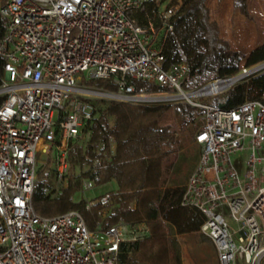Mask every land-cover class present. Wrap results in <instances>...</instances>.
<instances>
[{
	"label": "built area",
	"instance_id": "obj_1",
	"mask_svg": "<svg viewBox=\"0 0 264 264\" xmlns=\"http://www.w3.org/2000/svg\"><path fill=\"white\" fill-rule=\"evenodd\" d=\"M182 5L0 0L7 19L0 42L6 58L0 84V264H120L121 243L147 237L149 228L116 223L90 229L78 210L41 215L32 203L38 175L51 162L58 185L65 181L72 145L94 117L92 100L159 105L183 98L204 110V123L195 135L200 158L181 204L203 215L199 232L214 244L219 264H264V96L232 108L198 100L263 71L264 61L215 78L208 83L217 85L214 91L208 85L186 92L189 65H164V46ZM90 80H109L114 89ZM132 80L157 91H137ZM94 185L85 179L83 192Z\"/></svg>",
	"mask_w": 264,
	"mask_h": 264
},
{
	"label": "trees",
	"instance_id": "obj_2",
	"mask_svg": "<svg viewBox=\"0 0 264 264\" xmlns=\"http://www.w3.org/2000/svg\"><path fill=\"white\" fill-rule=\"evenodd\" d=\"M242 14H248L247 0H234ZM208 0H183L175 16L174 31L164 46L165 67L178 62L189 65L183 82L185 90L202 87L217 77L238 75L243 65L264 61V43L248 55L233 50L220 36L210 19ZM7 31V19L0 13V42ZM6 58L0 55V84ZM89 85L114 89L109 80H90ZM137 91H157L153 85L132 80ZM264 96V70L229 86L211 98L210 104L235 107L246 100ZM5 96H0V105ZM96 111L88 121L82 138L69 153L66 184L57 189L56 169L50 164L39 173L32 203L44 216L78 210L90 229L116 223H147L149 235L121 243L120 264H183L175 234H198L203 215L181 204L184 186L162 187L166 159L180 146V134L195 138L203 123L204 110L189 103H178L179 132L160 120L168 110L164 105H137L107 100H92ZM196 109L199 111L196 112ZM200 122V123H199ZM96 185L115 181L117 189L89 200L82 195L83 181ZM89 206V208H88ZM204 238L206 236L203 235ZM198 238V237H197Z\"/></svg>",
	"mask_w": 264,
	"mask_h": 264
},
{
	"label": "rangeland",
	"instance_id": "obj_3",
	"mask_svg": "<svg viewBox=\"0 0 264 264\" xmlns=\"http://www.w3.org/2000/svg\"><path fill=\"white\" fill-rule=\"evenodd\" d=\"M207 4L210 19L218 24L220 36L230 43L233 50L242 51L248 55L253 49L264 43V0H247V15L242 14L235 7L234 0H208ZM197 89L184 90L190 93ZM213 96L215 95L201 96L198 100L202 103H210ZM178 103H189V101L183 98L178 101L159 104L168 106V110L164 114L163 123L169 124L172 130L176 132L180 129L178 115L175 111V106ZM197 111L199 109H196ZM200 122L204 123V117L201 118ZM180 141L179 151L171 155L169 160V165H173V182H184L186 180L197 160L199 149V146L194 144L190 133L182 132L180 134ZM48 164L54 167L51 162ZM165 173L166 178L169 177L171 173L170 168H166ZM65 184L66 181L59 185L57 182L56 187L60 189ZM110 187L111 184H95L92 189L82 192V195L91 200L106 192ZM233 225L235 224L233 223ZM175 237L183 264H219L214 245L207 237L204 238L202 233L196 235H176Z\"/></svg>",
	"mask_w": 264,
	"mask_h": 264
},
{
	"label": "crops",
	"instance_id": "obj_4",
	"mask_svg": "<svg viewBox=\"0 0 264 264\" xmlns=\"http://www.w3.org/2000/svg\"><path fill=\"white\" fill-rule=\"evenodd\" d=\"M163 118H164V115H163V117L161 118V120H160V123L161 124H164L163 123ZM174 132H175V134H177L179 131H175V130H173ZM193 139V142H194V144L195 145H198L199 146V149H198V154H197V160H196V162H195V164L193 165V167H192V169H191V171H190V174L188 175V177L186 178V180L184 181V182H173L172 180H173V172H172V167H173V165H169V160H170V156L171 155H173V154H175V153H177L179 150H177L175 153H173V154H171L167 159H166V161H165V163H164V166H163V178H162V187L163 188H165V187H168V186H171V185H182V186H185L186 185V183H187V181H188V179H189V177H190V175H191V173H192V171L194 170V168H195V166H196V164L198 163V160H199V158H200V154H201V146L198 144V143H196L195 142V138H192ZM166 168H170V171H171V173H170V176L169 177H167L166 178ZM106 184H111V187L106 191V192H104L103 194H106V193H108V192H110V191H114L115 189H117V184H116V182L115 181H111V182H109V183H106ZM103 194H101V195H103ZM99 196V195H98ZM235 224V223H234ZM143 225H146L147 227H148V225H147V223H145V222H141V223H139V226H143ZM231 225L233 226V227H235L236 226V224L235 225H233V222H231ZM149 228V227H148ZM198 233H200V232H198ZM176 235H180V234H175V236ZM190 235H193V234H190ZM181 236H183V235H181ZM205 236V235H204ZM208 238V237H207ZM209 239V238H208ZM210 240V239H209ZM211 241V240H210ZM212 242V241H211ZM213 244V243H212ZM214 245V244H213ZM215 248V247H214ZM216 250V249H215ZM216 255H217V253H216ZM217 259H218V257H217ZM219 262V261H218Z\"/></svg>",
	"mask_w": 264,
	"mask_h": 264
},
{
	"label": "water",
	"instance_id": "obj_5",
	"mask_svg": "<svg viewBox=\"0 0 264 264\" xmlns=\"http://www.w3.org/2000/svg\"><path fill=\"white\" fill-rule=\"evenodd\" d=\"M230 81L232 82V80H230ZM230 81L226 84V86H228L229 84H231ZM208 85H209V84L203 85L202 87L198 88L197 90H195V91H193V92H191V93L194 94V93L197 92V91L204 90V89H206V87H207Z\"/></svg>",
	"mask_w": 264,
	"mask_h": 264
},
{
	"label": "bare ground",
	"instance_id": "obj_6",
	"mask_svg": "<svg viewBox=\"0 0 264 264\" xmlns=\"http://www.w3.org/2000/svg\"><path fill=\"white\" fill-rule=\"evenodd\" d=\"M216 84L215 83H213V84H210L209 86H208V88L210 89V90H212V91H214L215 89H216Z\"/></svg>",
	"mask_w": 264,
	"mask_h": 264
}]
</instances>
